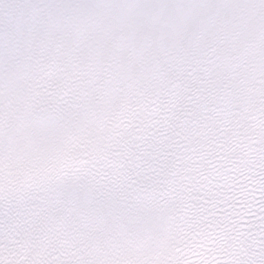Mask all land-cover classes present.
I'll use <instances>...</instances> for the list:
<instances>
[{"label": "snow or ice", "instance_id": "snow-or-ice-1", "mask_svg": "<svg viewBox=\"0 0 264 264\" xmlns=\"http://www.w3.org/2000/svg\"><path fill=\"white\" fill-rule=\"evenodd\" d=\"M0 264H264V0H0Z\"/></svg>", "mask_w": 264, "mask_h": 264}]
</instances>
